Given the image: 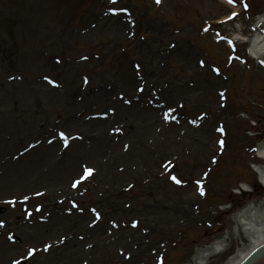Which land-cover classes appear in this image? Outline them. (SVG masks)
I'll return each mask as SVG.
<instances>
[{
  "label": "rangeland",
  "instance_id": "1",
  "mask_svg": "<svg viewBox=\"0 0 264 264\" xmlns=\"http://www.w3.org/2000/svg\"><path fill=\"white\" fill-rule=\"evenodd\" d=\"M258 15L264 0H0V264H194L228 235L208 263L225 264L247 243L226 201L264 163V68L230 38Z\"/></svg>",
  "mask_w": 264,
  "mask_h": 264
},
{
  "label": "bare ground",
  "instance_id": "2",
  "mask_svg": "<svg viewBox=\"0 0 264 264\" xmlns=\"http://www.w3.org/2000/svg\"><path fill=\"white\" fill-rule=\"evenodd\" d=\"M259 22L262 19H258ZM236 40L246 41L241 36H236ZM250 53L256 60L264 58V33L257 35L250 42ZM258 156L264 161V144L258 146ZM260 182L264 185V165L254 166ZM236 226L232 233L239 237L243 233L248 243L241 244L226 264H241L251 252L258 246L264 244V207L261 205H251L235 217ZM230 247L229 237L225 236L204 249H199L196 253L194 263L206 264L208 260L216 254L225 252ZM264 261V256L260 262Z\"/></svg>",
  "mask_w": 264,
  "mask_h": 264
},
{
  "label": "snow or ice",
  "instance_id": "3",
  "mask_svg": "<svg viewBox=\"0 0 264 264\" xmlns=\"http://www.w3.org/2000/svg\"><path fill=\"white\" fill-rule=\"evenodd\" d=\"M113 2L115 3V0H113ZM230 3H233L235 2V0H229ZM157 3H160V0H157ZM245 8H247V4H245ZM233 15L235 16L236 14L233 13ZM61 137L62 138H65V141H66V137H65V134L64 133H61ZM222 143V142H221ZM93 171V169H86V172L87 174H91ZM172 179L176 182V183H181V181L179 179H177V177L173 176ZM78 183V182H77ZM199 183V182H198ZM75 187V184L73 185ZM202 194H203V191H202ZM25 199H27V197H25ZM98 215V214H97ZM0 226H3V221H0ZM11 238V237H10ZM18 264V262H17Z\"/></svg>",
  "mask_w": 264,
  "mask_h": 264
},
{
  "label": "water",
  "instance_id": "4",
  "mask_svg": "<svg viewBox=\"0 0 264 264\" xmlns=\"http://www.w3.org/2000/svg\"><path fill=\"white\" fill-rule=\"evenodd\" d=\"M3 212V210H0V213ZM264 253V249L260 250L257 254H255L251 260L246 264H254L255 261Z\"/></svg>",
  "mask_w": 264,
  "mask_h": 264
}]
</instances>
